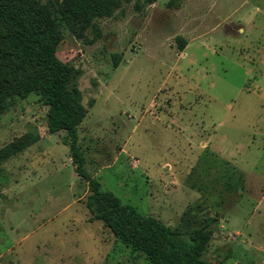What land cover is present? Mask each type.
<instances>
[{"label":"rangeland","instance_id":"obj_1","mask_svg":"<svg viewBox=\"0 0 264 264\" xmlns=\"http://www.w3.org/2000/svg\"><path fill=\"white\" fill-rule=\"evenodd\" d=\"M168 2L63 24L83 167L178 233L214 220L203 261L264 264V0ZM46 113L30 93L0 116V151L38 136L0 162V264H152L88 212Z\"/></svg>","mask_w":264,"mask_h":264},{"label":"trees","instance_id":"obj_2","mask_svg":"<svg viewBox=\"0 0 264 264\" xmlns=\"http://www.w3.org/2000/svg\"><path fill=\"white\" fill-rule=\"evenodd\" d=\"M132 0H0V116L14 102L30 93L39 96L47 107L45 124L50 134L65 132L64 145L79 178L86 182L88 212L109 229L114 237L152 264H212L201 259L213 230L210 223L186 234L178 233L152 216L141 215L123 204L112 192L84 169L78 146L77 128L85 108L76 89L67 84L74 67L56 55L62 40V26L70 22L90 25L95 19L111 16L123 3ZM180 0H169L177 6ZM183 50L186 43L178 39ZM117 66V59H114ZM23 137L0 151V162L25 149L30 142Z\"/></svg>","mask_w":264,"mask_h":264}]
</instances>
